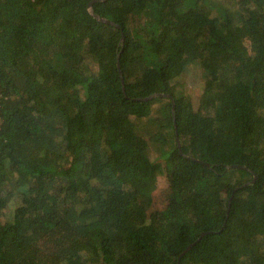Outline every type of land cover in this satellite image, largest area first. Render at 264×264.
<instances>
[{
	"label": "trees",
	"instance_id": "obj_1",
	"mask_svg": "<svg viewBox=\"0 0 264 264\" xmlns=\"http://www.w3.org/2000/svg\"><path fill=\"white\" fill-rule=\"evenodd\" d=\"M0 264H264V0H0Z\"/></svg>",
	"mask_w": 264,
	"mask_h": 264
},
{
	"label": "water",
	"instance_id": "obj_2",
	"mask_svg": "<svg viewBox=\"0 0 264 264\" xmlns=\"http://www.w3.org/2000/svg\"><path fill=\"white\" fill-rule=\"evenodd\" d=\"M96 15V14H95ZM100 20H102V21H107V22H110L109 20H106V19H104L103 17H99L98 15H96ZM159 94V93H158ZM153 95H157V94H153ZM153 95H151L150 97H152ZM173 109H175V106H173ZM199 240V239H198ZM194 245V243H192L191 245H189L188 247H187V249L186 250H188L189 248H191L192 246ZM185 252V251H184Z\"/></svg>",
	"mask_w": 264,
	"mask_h": 264
},
{
	"label": "rangeland",
	"instance_id": "obj_3",
	"mask_svg": "<svg viewBox=\"0 0 264 264\" xmlns=\"http://www.w3.org/2000/svg\"><path fill=\"white\" fill-rule=\"evenodd\" d=\"M190 79H191V77H190ZM151 154H152V152H151Z\"/></svg>",
	"mask_w": 264,
	"mask_h": 264
}]
</instances>
